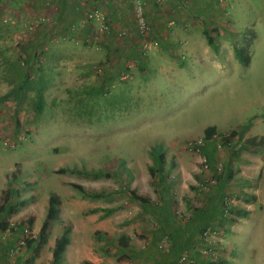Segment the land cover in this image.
I'll use <instances>...</instances> for the list:
<instances>
[{
  "label": "rangeland",
  "instance_id": "obj_1",
  "mask_svg": "<svg viewBox=\"0 0 264 264\" xmlns=\"http://www.w3.org/2000/svg\"><path fill=\"white\" fill-rule=\"evenodd\" d=\"M26 1L0 0V168L19 189L14 192L16 205L20 200L25 202L17 208L13 222L31 217L34 218L31 226L39 229L48 196L53 193L60 199L61 219L53 221L51 238L62 231L61 227L69 225L71 235L73 228L72 239L87 240L98 255L99 243L106 241L112 247V241L123 234L129 237V246L146 254L149 261L141 259L143 255L136 259L141 264H173L181 252L207 264L209 259L196 257L190 242L181 243L183 239L186 242V238L178 235L182 228L166 213L176 209L187 213L190 220L183 226L190 230L198 220L194 219L193 210L203 202H211L208 198L216 188L217 174L213 170L202 171L198 152L187 146L197 139L204 140V128L215 127L214 153L221 168L227 156L226 153L222 156V151L232 152L244 141H233L232 137L226 141L229 131L252 126V133H264V123L257 120L264 118V0H211L210 10L202 0L200 10L191 9V0L179 3L184 17L181 24L186 20L188 25L195 23L188 29L193 37L184 45L182 34V39H178L182 41H176V45L169 43L167 51L172 60L190 65L193 60L189 54L196 50L202 62L197 61L176 85L165 77L167 73L162 76L156 69L160 63L154 60L155 50L143 54L137 49V54L134 51L130 55L120 46L121 59L118 55L113 64L118 61L121 67L129 63L132 66L125 67L130 71L128 76L112 80L116 81L113 87L110 83L100 86L93 67L104 59L100 51L88 44L98 42L115 28L116 35L119 29H125V38L134 31L139 48L128 0L123 1L124 8L120 10L124 14L119 11L115 15L119 21L113 27L105 10L108 0L92 2L84 13L94 8L100 10L105 17V31L100 32L98 22L88 20L83 13L86 19L83 25L88 27L73 30V35L58 29L47 35L48 27H40L46 21L28 30L33 9ZM143 1L145 15L147 4ZM167 2L160 5L153 0L157 6L165 7ZM168 28L173 31L165 27ZM205 34L212 37L217 52L207 46ZM159 37L151 30L150 38ZM39 39L40 44L34 45L33 40ZM234 46L241 47L244 56L248 55V63L236 59ZM84 49L89 52L88 59L80 54ZM68 52L77 62L68 61ZM69 68L82 76L77 75L70 82L74 77L68 79ZM206 142L202 141V145ZM218 144L220 147L216 148ZM154 148L164 154L161 176L166 174L170 187L166 194L170 203L164 210L166 232L178 241L161 251L157 242L162 233L149 224L155 215L129 194V190H134L153 205L164 195L149 173L150 168H155ZM261 156L264 158V153ZM58 169L64 171L57 173ZM209 178L215 183L209 185ZM255 179L260 181L259 175ZM205 181L206 188L197 190ZM244 187L248 188L244 197L252 196L249 203L254 202L253 190ZM91 194L102 196L94 199ZM245 198L239 200L247 203ZM260 201L259 206L256 204L262 208L259 218L251 216L249 222L242 217L231 222L232 212L225 218L217 211L218 219L212 228L217 234L212 239L219 260L229 262L227 257L232 254L226 249L230 251L227 242L231 241L232 264H264V193ZM92 209L98 210L91 212ZM107 209L111 211L106 212ZM235 209L247 210L239 203ZM94 231L100 232L101 242L94 238ZM45 248L48 250L47 245ZM109 257L115 260L114 256Z\"/></svg>",
  "mask_w": 264,
  "mask_h": 264
},
{
  "label": "crops",
  "instance_id": "obj_2",
  "mask_svg": "<svg viewBox=\"0 0 264 264\" xmlns=\"http://www.w3.org/2000/svg\"><path fill=\"white\" fill-rule=\"evenodd\" d=\"M123 1L125 3L127 2V0H115L114 2H112L111 0H108L107 5L105 7L106 9L103 7V9L106 10V13H108L107 16L110 15L109 19L110 21H112L111 27H113L114 25L118 26L116 22H118L119 20L116 19L115 15L117 14L118 16L119 11L123 10L124 8ZM189 1L190 0H181L178 3L184 4V3H189ZM202 1H204L205 3L204 6L205 7L207 6L209 10L211 7H213L211 0H202ZM202 1L201 0H191L190 2L191 9H193L194 7V9L200 10L202 6L201 5ZM26 2L32 5L33 18L37 16L46 17V22L42 24L40 27L42 26L48 27L47 29L49 31L46 32L48 33L47 35H49L53 29H58L59 31L61 30L68 31V34L73 35L72 33L73 30L81 31L88 27V25L87 27L83 25V23L86 21L83 15V13L85 12L84 10H88L90 8L89 6L92 5V2H98V1L97 0L96 1L95 0H27ZM145 2L147 4V7H145V16H146V19L149 25H151L152 27L153 33L156 35H160V37L165 38L164 39L165 41H163L164 44H162L160 47L155 49V52L153 53L155 55L154 60H156L158 64L160 63L159 67H157L156 69L159 70L162 76L165 73H167L165 77L166 78L168 77L171 83L177 85L178 84L177 82L180 79V77H182V75L184 74L188 75L187 73L188 69H191L194 66H196L197 61L202 62V56L197 54L196 50H191L192 52L189 51L191 53L189 55L192 58L191 60H193V62H190V65L189 64L182 65L181 63H178L175 60H172V58L170 57L171 56L170 52L167 51V48H168L167 45L169 43H174V45H176L177 42H181L182 40L178 41V39H182L183 35H184L183 39L185 40L184 45L185 44L187 45L189 40L193 37L192 33L188 29L193 28L195 23L191 22L189 26L186 20V23L181 24L180 21L183 20L184 17L181 16L182 12H180L182 8L174 4L175 2H177V0H168L167 5L165 7L160 6L161 4L159 6L155 5L153 3V0L151 3L149 0H145ZM120 12L124 14L123 11H120ZM175 13L178 14L176 17H175ZM172 16H174L175 18H172ZM169 18H172V19L169 20ZM177 18H179L180 20ZM167 19H168V23L166 22ZM167 26L170 27V29H173V31L171 30L170 32L169 28L165 29V27ZM113 30L116 31L117 29L114 28ZM113 30L111 31V33L108 32V34L105 35L104 38L101 37V39H97L98 42L92 43L91 45L88 44V47H90L91 49L95 51H100L101 53L100 57H102V60L104 59L102 63L99 62L98 64H96V66L93 67V72L97 74L98 81H100V86L102 84L103 87L109 86L108 85L109 83L113 87L114 81L112 80H116L118 77L119 79H121V78H124V74L126 76L130 74V71L125 69V67H128V69H130V67L132 66L131 63H129L128 66L126 65L125 67H121L120 65H118V61H116V64H113V60H115V58L118 55H120V50H119L120 46L125 47V49L124 48H121V49L126 50L128 54L130 55H132L134 51L136 53L137 49L138 51L140 49V47L138 48L137 37L134 31H133V34L128 32L126 38L123 37L124 39L122 38L120 39V37L118 38L115 32H113ZM40 41H41L40 39L38 41L33 40L34 42L33 44L34 45L40 44ZM208 47L204 48L203 50L206 51ZM80 54L84 59H88L90 57L89 52H87V50L85 49L83 52H80ZM71 55L72 53L68 52V61L77 62L76 58L71 57ZM119 57L118 58L120 60L121 55ZM105 60H108V61H105ZM80 61H82V59H80ZM110 61L112 62L111 66L109 65ZM123 70H125V72ZM52 73L54 74V72ZM77 75H81V74L77 73V71L73 70L72 68L68 69V79L69 78L71 79L74 77V79L70 80V82H74L76 80ZM257 120L264 123V118H259ZM251 127L252 126L245 129L239 135V137L238 135L233 136L232 137L233 141H238L241 143L243 139L245 138L264 135V133L262 132L258 134L252 133ZM206 141L207 142L205 144L200 146V149H201V152H203L202 154L207 158V161L209 164L208 171L213 170L214 173H218V174L222 173V176L220 179L221 181L220 180L218 181L220 182V185H217V187L214 189L215 191L213 190V192L209 194L208 199L209 200L213 199V200L210 203L203 202V204H201L199 208L197 209L195 208L193 210L194 219L196 220V218L198 219V217L201 216L202 219H205L206 222H209L208 223L209 227L211 228L214 227L215 226L214 221H217L218 219L217 205L221 201V199L223 201L225 197L231 200L230 202L233 208H235L236 205H238V203L241 206L244 205V207L247 209L246 216L241 218L243 219L244 222H247V221L249 222V218H251V216H255L259 218L258 213L261 212L262 208L260 209L258 206L261 204L260 196L264 193V158L263 156H261V153H264V151L259 150V149H253V148L240 149V147L237 145V147L236 146L234 147V150H232V152L222 151V156H224L225 153L227 156L225 158L226 163L224 164V167L221 168V166L219 167L216 164L217 157H216V154L214 153L215 146H214L213 140H206ZM1 171H2V167L0 168V196L1 194L7 193L9 191L10 196L8 197V200L11 204H14L16 203L15 198H14L16 194L14 192L18 193L19 189L15 185L13 186L11 184L9 180L10 178L9 175L7 176V173L2 174ZM257 175H259L260 181H257L255 179ZM194 183H196V181H194ZM201 186L202 184H199L198 188L196 186L195 187L197 190H200L199 187ZM244 186H249V188L253 190V193L256 195V200L254 202L245 203L244 201L239 200V198L244 200L245 195L243 192L248 191V188H245ZM253 186H255V188ZM208 199L206 201H208ZM1 202L2 200H0V203ZM256 204H258L257 207H256ZM17 212H18V209L15 211V213ZM14 214L10 215L9 217H6L7 227L4 230L0 231V264H7L8 262H11V264H51L52 262L51 250L53 246L51 244L61 234V232L59 231V233H57L54 237L51 238L50 232L52 230L53 222L50 223L49 234H48L46 243L41 247L38 254L32 260L28 259L30 257V254H27L25 251H22L23 249H21V251L17 253L16 255L9 256V249L13 247L15 243L17 242V240L21 237L22 229H23V228L18 229L15 227L18 222H13L12 217L14 216ZM1 216L2 214L0 215V219H1ZM60 217L61 216H59V219H61ZM33 223H34V218H33L32 224ZM203 224L204 223H201V226L195 225L190 230H188V227H184L182 228V230L178 231L179 236L186 238V242L183 239L181 243L190 242L194 246L195 254H196V257L198 258L202 256L200 255L198 251L200 249L196 247V237H197L196 235L199 232V228L205 226ZM11 227H13L14 230H10ZM232 227L233 225H230V228ZM30 230L33 233V237H35L39 229H36L33 226H31ZM61 230H62V227H61ZM72 235H73V228H72ZM72 235L70 233V241L62 254V257H61L62 264H82V261L84 260L90 262L91 264H120L121 261L116 262L115 260H112V258H110L109 256L107 257L106 255L101 254V251H102L101 246L102 247L108 246V248H111L108 244L105 243L106 241H104L103 243H99L101 242L102 240L101 239L98 242L99 243L98 247L101 250L99 252L100 255H98L96 252L93 251V248L88 245L87 240H85L84 242L82 240L74 241L72 239ZM175 241L177 240L175 239ZM112 242L115 243L114 240ZM227 243H230L229 244L230 251H227L226 249V252L229 254L231 253L233 256L234 249L231 246L232 242L229 241ZM45 245L48 246V250H46V248L44 249ZM129 249L135 252L136 254H139L140 256L143 255L144 258H141V259H144L145 262L149 261L145 258V255H146L145 253H142L134 249L131 246H129ZM232 256L231 258L227 257V259L229 260V263L231 264L233 262ZM133 259L136 261L137 258H133ZM130 261L131 259L128 261H124L122 264H141V262H138V261L134 263ZM174 263H175V260L173 261V264Z\"/></svg>",
  "mask_w": 264,
  "mask_h": 264
},
{
  "label": "trees",
  "instance_id": "obj_3",
  "mask_svg": "<svg viewBox=\"0 0 264 264\" xmlns=\"http://www.w3.org/2000/svg\"><path fill=\"white\" fill-rule=\"evenodd\" d=\"M180 1L181 0H177V2H175L174 4L181 6L178 3ZM205 35H206L208 46H210L215 52H217L216 47L213 44L212 37L207 35V34H205ZM162 44H164V42L162 40H160L159 47ZM233 51H234V55H235L236 59L239 62L248 63V60H249L248 55H245V56L243 55L244 53H243V50L241 47L234 46ZM40 108L41 107L39 106L38 110ZM214 129H215L214 126H208V127L203 129L202 132H203V136H204L205 140L210 139V137L215 132ZM244 130H245L244 127H242V128H239L238 130L233 129V130L229 131L227 133V135L225 136V140L227 141L235 135L236 136L238 135V137H239V135ZM240 147L242 149L253 148V149H259V150L264 151V135L258 136V137L252 136V137L246 138L240 144ZM158 148H154V153H157L156 156L154 157L155 168H150L149 173H150L152 178L156 179V183L158 184L160 189H162V191H164V195L162 197H160V200L158 203H155L153 205L152 203L149 202V200H147V198L138 195L134 190H129V194H130V197H132L134 200L138 201L142 207L148 208L150 213L152 215H155V217L152 218V220H154L158 224L157 229L159 231H161V233H162L161 239L164 236H166L170 241L172 240L171 241V243H172L173 241H175V238H174V235L171 234L169 236L168 232H166L167 231L166 216H165L166 211L164 212V210H167V208L165 206H168V204L170 203L169 197L166 196L170 187H169V185H167V182H166V178H167L166 174H164V176H161L163 174L162 170H163L164 154H163V152L158 151L159 150ZM62 171H64V170H62V169L56 170L57 173H62ZM216 174H217L216 175V178H217L216 187H217V185H220V182H218V181L221 179L222 173L221 174L216 173ZM84 175L88 176V173H85ZM9 194H10L9 191L7 193H4V195L2 197V202L0 203V215L2 214V216H3V217L1 216V219H0V231L4 230L7 227L6 217H9L10 215L14 214L15 211L17 210V208L23 206L25 203L23 200H20L19 202H17V205H16V203L11 204L8 200V197L10 196ZM90 196L94 199L95 198L98 199L102 195L91 194ZM250 197L251 198H245L247 203H249V201L253 199L252 196H250ZM224 199H223V201L221 199V201L218 203L217 207H218V211H219V216L221 215L222 217L226 218V216L223 215V209L225 207ZM217 201H219V200H217ZM59 205H60L59 197L53 193L49 194L47 207H46V211H45V216H44V219H43V221L39 227L37 235L35 237H31V238L26 239L25 240V246L22 248L23 249L22 251H25L27 254H30V257L28 258L29 260H32L38 254L41 247L46 243V240H47V237L49 234L50 223L59 218ZM97 210L98 209H92L91 212H95ZM105 211L108 212L111 210L107 209ZM230 211L234 215L233 218L230 219L231 222H234L236 217H245L247 214V212L245 210H239V209L237 210L233 207H230ZM166 214H167V218H170V216L173 218V220L176 222V224L179 228H183L184 227L183 225L187 221L190 220V218H189V220H187L185 222L178 221L175 218L173 211L171 213L169 212V214L168 213H166ZM222 217H220V219ZM32 221H33V219L31 217H29L25 221H21V222L17 223V225L15 227L18 229L28 227L30 229ZM201 223H204L203 225H205V226L199 228L200 230L209 227V224H208L209 222H206L205 219H202L201 216H199L196 225L201 226ZM10 230H14L13 227H11ZM70 232H71V227L69 225H65L62 228V231H61V234L59 235V237L55 239L54 244L52 246V250H51V252H52L51 264H62L61 263V257H62V254H63L66 246L68 245V243L70 241ZM197 234H199V232ZM100 235H101L100 232L94 231V238L96 240H98V239L101 240ZM129 243H130L129 237L121 234L120 236H118L116 238L115 243H113V242L111 243V246H113V247L108 248V246H106V247L101 246V248H102L101 252L103 255H106V256H114L116 261H122V260L128 261V260L133 259V258H139L140 257L139 254H136L135 252H133L129 249ZM82 264H91V263L84 260V261H82ZM207 264H231V263H229L228 261H225V260H219L218 262H208Z\"/></svg>",
  "mask_w": 264,
  "mask_h": 264
},
{
  "label": "built area",
  "instance_id": "obj_4",
  "mask_svg": "<svg viewBox=\"0 0 264 264\" xmlns=\"http://www.w3.org/2000/svg\"><path fill=\"white\" fill-rule=\"evenodd\" d=\"M128 1L131 3L133 10L136 33L140 40L139 41L140 51L143 54H145L146 52L148 53L151 50L157 49L159 47L160 40L165 41L164 40L165 38L164 37L154 38V39L150 38L152 29L150 25L147 23V20L145 19L144 1L143 0H128ZM164 1L165 0H156V3L160 4L163 3ZM85 16L88 20L98 22L99 24L98 30L100 32L105 31L106 29V26L104 25L105 17L100 10L96 8L91 9L87 11ZM45 21H46L45 16H37L33 18L32 21L29 22L30 24L27 25L26 27L28 28V30H34L36 27L40 26ZM117 35L118 37L123 38L126 35V30L119 29L117 31ZM215 137L216 136L213 134L210 138L214 141ZM204 140L197 139L193 142H189L187 146L190 149L192 148L198 152L199 163L201 164L200 169L205 172L206 170H208V161L207 158L203 154H201L202 152L200 151V146H202V141ZM217 147H220V145L219 144L216 145V148ZM207 183L209 185H212V183L214 184L215 181L213 180V178H209ZM205 188H206V181L205 184L201 186V189H205ZM230 201L231 200L229 198L224 199L225 207L223 209V215L226 217L231 215L230 207H232V205ZM173 213L178 221L185 222L189 220V215L185 212H181L180 210L176 209ZM149 224L154 229L158 228V224L155 221H151ZM216 234L217 233L214 231V229H212L211 227H207L200 230L196 238V247L200 249L198 250L200 255L202 257L204 256L207 259H209V262H217L219 260V255L214 250L215 241L212 239L215 237ZM31 237H33L31 230L28 227H24L22 230L21 237L17 240L15 245L9 249V256H13L19 253L21 249L25 246V240ZM169 245H170V240L166 236H164L160 241L157 242V248L159 251L165 250ZM7 264H11V262H8ZM174 264H206V263L191 258L186 252H181L178 255Z\"/></svg>",
  "mask_w": 264,
  "mask_h": 264
}]
</instances>
